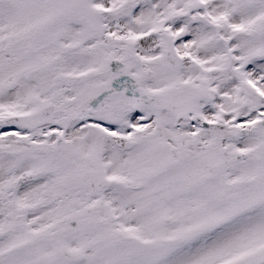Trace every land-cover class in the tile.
<instances>
[{
    "label": "snow or ice",
    "instance_id": "obj_1",
    "mask_svg": "<svg viewBox=\"0 0 264 264\" xmlns=\"http://www.w3.org/2000/svg\"><path fill=\"white\" fill-rule=\"evenodd\" d=\"M0 264H264V0H0Z\"/></svg>",
    "mask_w": 264,
    "mask_h": 264
}]
</instances>
